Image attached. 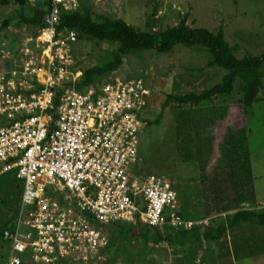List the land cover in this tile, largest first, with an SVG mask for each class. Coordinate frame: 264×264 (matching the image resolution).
<instances>
[{"label": "built area", "instance_id": "built-area-1", "mask_svg": "<svg viewBox=\"0 0 264 264\" xmlns=\"http://www.w3.org/2000/svg\"><path fill=\"white\" fill-rule=\"evenodd\" d=\"M49 1L47 27L27 38L21 62L0 71V177L14 174L23 184L17 220L5 233L7 264H101L111 242L100 225L163 233L208 226L181 216L169 177L141 176L151 94L144 81L78 90L70 49L79 37L59 26L89 0Z\"/></svg>", "mask_w": 264, "mask_h": 264}, {"label": "rangeland", "instance_id": "rangeland-1", "mask_svg": "<svg viewBox=\"0 0 264 264\" xmlns=\"http://www.w3.org/2000/svg\"><path fill=\"white\" fill-rule=\"evenodd\" d=\"M35 2L37 1L30 0L31 6L25 9L30 17L36 9ZM90 2L98 14L123 19L142 31L157 34L178 27L188 16V23L193 28L215 33L223 28L228 42L240 48L239 58L247 55L260 57L264 54V0H90ZM23 10L24 8L15 0L9 7L0 5V28L5 22H10L9 27L0 34V71L11 69L9 62H21L18 56L27 38L34 37L40 30L21 20ZM117 49L115 45L98 40L79 39L70 49L72 54L70 70L80 72L82 77L77 86L81 85L88 70L104 66L109 55ZM6 56L10 59H6ZM209 58L210 55L204 50L187 49L182 46L176 47L168 55L154 52H148L142 58L131 55L124 58V65L120 70L95 81L103 84L116 79L122 81L139 79L143 80L150 90L141 138L139 171L141 176L169 177L179 189L180 210L187 208L193 211L197 206L202 208L203 205L208 207V203L201 195L202 185L199 180L202 174L201 166L208 168L220 162L219 146L227 128L235 124L240 125L236 119L232 123L230 118L216 125L215 135L212 131V135L207 137L212 141V157L210 156L206 162H201L194 156L197 146L195 140L198 135H208L207 129L201 128L202 126H198L197 123L194 128L191 126L180 130L178 127L179 115L182 112H187L186 117L195 114L197 110L191 107L181 109L177 105L171 106L165 113L162 110L169 95L200 94L223 81L225 72L213 70L200 72L207 65ZM85 90L87 89H82L84 92ZM240 91L241 83L238 82L233 97L216 100L214 104L201 109L197 117L204 116L215 124L219 115L215 106L226 108L237 102L241 98ZM261 98L262 101L258 102L246 117L261 210L259 206L243 207L260 213L264 212V92ZM222 112L223 110L220 112L221 117ZM199 127L201 129L197 130ZM189 157L191 159H188ZM22 193L23 184L14 174L0 177V264H7L11 255L12 244L6 240L5 233L17 220ZM199 203L202 205H198ZM234 214V212L224 214V217L218 215L216 223L221 220L229 222ZM108 235L110 236L109 233ZM231 236L232 264H264V227L248 224L247 227L232 230ZM152 248V244L148 247L139 233L134 232L127 239H121L112 245L101 264L183 263L180 261V255L184 250L175 241H162Z\"/></svg>", "mask_w": 264, "mask_h": 264}, {"label": "trees", "instance_id": "trees-1", "mask_svg": "<svg viewBox=\"0 0 264 264\" xmlns=\"http://www.w3.org/2000/svg\"><path fill=\"white\" fill-rule=\"evenodd\" d=\"M12 1L0 0V5L9 7L12 5ZM15 1L24 8L20 15L23 22L30 24L33 28L47 27L46 21L52 7L49 0L37 2L31 17L26 14L25 10L31 6L30 0ZM188 21L189 17L187 16L178 27L170 28L162 34L145 32L129 25L123 19L96 13L90 0L83 2L79 10L62 15L59 26L61 32L73 31L78 34L81 40L90 38L118 47L117 51L109 55L104 66L95 67L84 74L83 81L78 87L80 92L82 89L88 90L96 83L97 79L120 70L124 65V58L127 56L133 55L142 58L148 52L168 55L178 46L187 49H200L210 55L207 65L200 72L207 70L222 71L226 73V76L219 85L200 94L169 95L162 107L163 112L165 113L173 105H177L181 109L191 107V109L197 110L195 114H189L186 117L187 112H182L179 115L178 127L180 130L191 126L194 128L197 123L198 126H202L201 128L207 129L208 135H198L195 140L197 146L194 156L201 162H206L213 153L212 141L207 137L212 135V131L215 135V126L226 122L229 118L232 123L234 119L240 122L239 126L235 124L227 128L219 146L220 162L216 166H209L208 168L201 166L202 174L199 178L202 185L201 195L208 203V207L205 205L202 208L197 206L193 211L187 208L181 209V216L187 221H200L234 212L231 221L221 220L217 222V224L219 223L217 225V218L216 220L212 219L210 225L196 227L192 231L181 230L178 232L167 228L165 233L160 229L144 227L142 224L139 226H131L125 223L100 225L107 234H110V247L117 244L121 239H127L134 232H138L144 243L148 247L152 244V249H154L162 241H175L177 245H185L192 241L204 243L218 241L229 231L239 228L243 223L264 227V212L260 213L250 208H243L245 205L254 208L259 206L246 117L251 113L254 106L262 101L264 54L260 57L247 55L244 58H239L240 48L232 46L228 42L223 28L215 33L205 29L193 28ZM9 25V21L5 22L0 28V34ZM238 82L241 83V98L226 107L227 109L215 106L219 113L215 124H212V121L209 118H204V116L197 117L201 109L214 104L216 100L233 97ZM222 110L221 117L220 112ZM212 126H214L213 129H211ZM201 128L199 127L197 130ZM192 143L194 145V141ZM177 190L179 192L178 188ZM200 203L198 205H202ZM184 260L191 262L188 261L191 260L190 257H186Z\"/></svg>", "mask_w": 264, "mask_h": 264}, {"label": "crops", "instance_id": "crops-1", "mask_svg": "<svg viewBox=\"0 0 264 264\" xmlns=\"http://www.w3.org/2000/svg\"><path fill=\"white\" fill-rule=\"evenodd\" d=\"M259 210H261L260 206H259ZM226 214H229V213H226ZM220 216L224 217V214ZM217 218L218 216H213V217L206 218L200 221H205V220L211 221L212 219L216 220ZM14 223L11 225H14ZM217 225H219V223ZM247 225L248 224L243 223L239 228L247 227ZM191 231H188V232H191ZM231 235H232V231H229L223 238H221L218 241H210V242H205V243L200 242V241L199 242L192 241V242H187L185 245H179L182 248V250H184L183 253H181V255L179 252V255L181 256L180 261H182L183 264H227V263L232 264L231 261H233V256H232V251L230 248V241L232 238ZM186 257H190L191 260H188V261H191V262H186L184 260V258Z\"/></svg>", "mask_w": 264, "mask_h": 264}, {"label": "clouds", "instance_id": "clouds-1", "mask_svg": "<svg viewBox=\"0 0 264 264\" xmlns=\"http://www.w3.org/2000/svg\"><path fill=\"white\" fill-rule=\"evenodd\" d=\"M196 222V221H195ZM211 222V221H210Z\"/></svg>", "mask_w": 264, "mask_h": 264}]
</instances>
